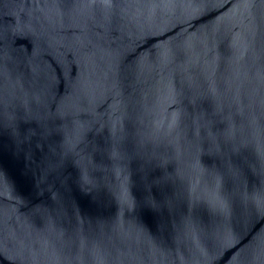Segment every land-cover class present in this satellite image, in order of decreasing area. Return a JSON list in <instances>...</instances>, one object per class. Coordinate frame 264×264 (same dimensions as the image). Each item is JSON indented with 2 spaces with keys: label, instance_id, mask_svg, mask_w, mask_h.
I'll use <instances>...</instances> for the list:
<instances>
[{
  "label": "water",
  "instance_id": "obj_1",
  "mask_svg": "<svg viewBox=\"0 0 264 264\" xmlns=\"http://www.w3.org/2000/svg\"><path fill=\"white\" fill-rule=\"evenodd\" d=\"M0 264H264V0H0Z\"/></svg>",
  "mask_w": 264,
  "mask_h": 264
}]
</instances>
